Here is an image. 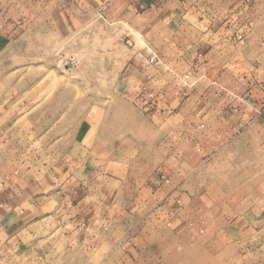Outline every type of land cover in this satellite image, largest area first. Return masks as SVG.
Returning a JSON list of instances; mask_svg holds the SVG:
<instances>
[{"label":"rangeland","instance_id":"374dc122","mask_svg":"<svg viewBox=\"0 0 264 264\" xmlns=\"http://www.w3.org/2000/svg\"><path fill=\"white\" fill-rule=\"evenodd\" d=\"M43 7L44 0H30L0 32V188L61 162L95 168L100 183L146 187L148 198L157 174L167 182L175 175L180 192L195 199L186 264H264V40L226 49L222 57L242 62L217 63L210 77L178 65L181 86L252 90L238 123L214 131L143 107L141 64L155 73L148 60L159 48L146 46L122 18L90 13L75 22L57 14L53 0ZM38 230L39 246L59 245L58 231ZM3 264L29 263L16 256Z\"/></svg>","mask_w":264,"mask_h":264},{"label":"crops","instance_id":"0c3cea01","mask_svg":"<svg viewBox=\"0 0 264 264\" xmlns=\"http://www.w3.org/2000/svg\"><path fill=\"white\" fill-rule=\"evenodd\" d=\"M87 2L53 0L57 14L73 15L75 22L90 13L118 16L146 46L159 48L155 62L148 60L155 73L141 64L142 87L136 95L150 106L143 107L208 130H227L238 123L235 114L248 105L247 92L252 90L227 86L200 92L193 84L181 86L178 65L210 77L217 63L242 62L220 54L238 46L240 32L247 39L264 40V0ZM50 4L44 0L43 8ZM29 5L30 0H0V32ZM219 72L223 76L228 70L223 66ZM232 74L242 78L237 71ZM158 176L149 198L146 187L116 186L109 178L100 183L95 168L79 169L66 162L6 181L0 188V264L16 256L29 264H186L195 237L188 214L195 199L189 191L180 192L184 185L175 175L169 182ZM41 226L49 235L58 231V246L38 245Z\"/></svg>","mask_w":264,"mask_h":264},{"label":"built area","instance_id":"2783aa9c","mask_svg":"<svg viewBox=\"0 0 264 264\" xmlns=\"http://www.w3.org/2000/svg\"><path fill=\"white\" fill-rule=\"evenodd\" d=\"M150 6H151V7H155L156 4L152 2V3L150 4ZM236 38H237L238 42H241V43H244V42L246 41V36H245V34H244V33H241V32L236 36ZM150 62H151V63L155 62V58H151V59H150ZM142 102H143V104H144L145 106L150 107V106H149V103H148L147 100H143ZM176 200H177V202H180V201H181L180 198H177Z\"/></svg>","mask_w":264,"mask_h":264}]
</instances>
